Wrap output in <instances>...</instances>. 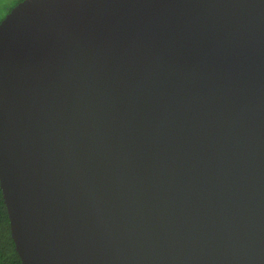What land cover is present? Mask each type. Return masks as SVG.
I'll return each instance as SVG.
<instances>
[{
    "label": "water",
    "instance_id": "obj_1",
    "mask_svg": "<svg viewBox=\"0 0 264 264\" xmlns=\"http://www.w3.org/2000/svg\"><path fill=\"white\" fill-rule=\"evenodd\" d=\"M0 187L21 264H264V0L13 5Z\"/></svg>",
    "mask_w": 264,
    "mask_h": 264
},
{
    "label": "trees",
    "instance_id": "obj_2",
    "mask_svg": "<svg viewBox=\"0 0 264 264\" xmlns=\"http://www.w3.org/2000/svg\"><path fill=\"white\" fill-rule=\"evenodd\" d=\"M19 1L21 0H14L10 4V6H8L6 13L11 9L13 5L18 3ZM2 18H0V20ZM0 264H21L20 257L15 249V244L11 237L9 217L1 187H0Z\"/></svg>",
    "mask_w": 264,
    "mask_h": 264
},
{
    "label": "rangeland",
    "instance_id": "obj_3",
    "mask_svg": "<svg viewBox=\"0 0 264 264\" xmlns=\"http://www.w3.org/2000/svg\"><path fill=\"white\" fill-rule=\"evenodd\" d=\"M14 0H0V18H2L8 9V6L13 2Z\"/></svg>",
    "mask_w": 264,
    "mask_h": 264
}]
</instances>
